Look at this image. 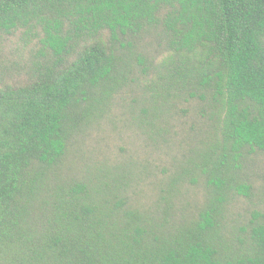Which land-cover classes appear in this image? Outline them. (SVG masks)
I'll return each instance as SVG.
<instances>
[{
	"label": "trees",
	"instance_id": "obj_1",
	"mask_svg": "<svg viewBox=\"0 0 264 264\" xmlns=\"http://www.w3.org/2000/svg\"><path fill=\"white\" fill-rule=\"evenodd\" d=\"M0 264H264V0H0Z\"/></svg>",
	"mask_w": 264,
	"mask_h": 264
}]
</instances>
